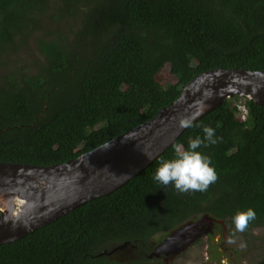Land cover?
Returning <instances> with one entry per match:
<instances>
[{
	"label": "trees",
	"instance_id": "16d2710c",
	"mask_svg": "<svg viewBox=\"0 0 264 264\" xmlns=\"http://www.w3.org/2000/svg\"><path fill=\"white\" fill-rule=\"evenodd\" d=\"M48 13L73 20L70 35L47 31ZM36 33L43 62L4 73ZM167 64L177 82L164 86L157 75ZM218 67L264 71V0H0V162L77 158L151 119L196 75ZM239 97L187 127L118 190L1 244L0 264H168L149 258L153 235L202 213L222 219L230 234L232 215L247 207L256 218L244 232L264 229V106L246 97L243 121ZM205 125L219 139L197 150L211 158L217 180L186 193L156 182L159 161L203 139ZM126 242L138 246L135 260L100 255Z\"/></svg>",
	"mask_w": 264,
	"mask_h": 264
},
{
	"label": "water",
	"instance_id": "95a60500",
	"mask_svg": "<svg viewBox=\"0 0 264 264\" xmlns=\"http://www.w3.org/2000/svg\"><path fill=\"white\" fill-rule=\"evenodd\" d=\"M233 96L248 97L264 106V71L222 68L203 71L190 80L169 105L140 125L77 158L39 166L0 162V245L33 233L83 204L114 192L166 151L187 127ZM215 224L208 213L190 218L168 232L153 235L149 258L164 256L171 263L199 239L210 236ZM138 246L126 242L100 255L128 262Z\"/></svg>",
	"mask_w": 264,
	"mask_h": 264
},
{
	"label": "rangeland",
	"instance_id": "374dc122",
	"mask_svg": "<svg viewBox=\"0 0 264 264\" xmlns=\"http://www.w3.org/2000/svg\"><path fill=\"white\" fill-rule=\"evenodd\" d=\"M52 13V12H51ZM43 23L47 31L59 29L66 35H70L74 21L55 20L50 13ZM41 34L36 33L29 41L23 45L22 51L13 58V64L8 66L4 73L14 69L38 66L43 62V56L39 53L36 44V37ZM157 80L162 85L177 82V78L171 73L170 65L167 64L158 73ZM246 97L233 98V103L238 105L245 102ZM214 232L210 236H205L188 247L177 259L168 264H259L264 253V229L256 228L253 232H237L235 228L228 234V229L223 225L215 224ZM160 236L155 235L153 240ZM241 241L246 243V247L240 248Z\"/></svg>",
	"mask_w": 264,
	"mask_h": 264
},
{
	"label": "clouds",
	"instance_id": "9594fccd",
	"mask_svg": "<svg viewBox=\"0 0 264 264\" xmlns=\"http://www.w3.org/2000/svg\"><path fill=\"white\" fill-rule=\"evenodd\" d=\"M181 127H192L191 118H181ZM203 139L200 136L189 141L187 148L176 145L174 156L171 159H162L156 167L153 179L162 184L172 186L181 193L199 191L204 192L208 186L217 180V173L211 164V158L201 151H198L202 144H215L219 137L215 129L205 125L202 128ZM256 218V212L252 207L237 209L232 215V223L237 232H244L249 221ZM240 248L246 247L241 241ZM224 264H227L225 261Z\"/></svg>",
	"mask_w": 264,
	"mask_h": 264
},
{
	"label": "built area",
	"instance_id": "2783aa9c",
	"mask_svg": "<svg viewBox=\"0 0 264 264\" xmlns=\"http://www.w3.org/2000/svg\"><path fill=\"white\" fill-rule=\"evenodd\" d=\"M239 108V118L243 121L247 119L248 116V109L245 105V103H240L237 105Z\"/></svg>",
	"mask_w": 264,
	"mask_h": 264
}]
</instances>
